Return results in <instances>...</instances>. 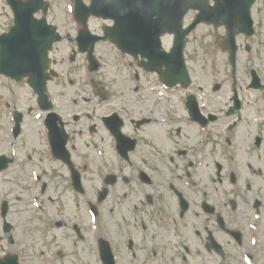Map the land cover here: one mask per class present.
<instances>
[{
    "label": "flooded vegetation",
    "instance_id": "af4514ba",
    "mask_svg": "<svg viewBox=\"0 0 264 264\" xmlns=\"http://www.w3.org/2000/svg\"><path fill=\"white\" fill-rule=\"evenodd\" d=\"M131 1L0 0L9 21L41 19L40 39L55 40L46 97L0 73V264H264V0L234 44L225 18L192 26L199 10L186 12L189 79L175 57L162 79L142 66L148 28L115 14ZM200 49L228 73L197 77Z\"/></svg>",
    "mask_w": 264,
    "mask_h": 264
},
{
    "label": "water",
    "instance_id": "95a60500",
    "mask_svg": "<svg viewBox=\"0 0 264 264\" xmlns=\"http://www.w3.org/2000/svg\"><path fill=\"white\" fill-rule=\"evenodd\" d=\"M187 1H189V2L187 3ZM207 1L208 0H176V2H174V4H172V5H164V4L161 5V2H163V0H134V1H132V4H134V6L130 10L131 16H129L127 14L130 12H128V10H126V16L125 17L123 16L122 17L123 19H121L120 17H118V18H119V20H123V21H129V19H132L131 22L134 26H139V28L140 27L148 28L149 33H154L152 38L156 39L155 44H156L158 50H160V39H158L160 33L164 32V30H166L168 27L170 30V27H171V25H168V27H166V25L163 24L165 21L159 17V13H160V15L170 16V17L172 15L178 16V18H176V24H174L175 31H177V32L181 29V24H182V20L184 18V14L187 12V10L190 7H196L198 9H200V11H201V13L199 14L200 16L195 23L202 22V21H208V22H213L216 25H219V21L221 19L225 18V21L227 22V24L230 27H232L233 25H230L229 22L231 20H233V18H235V16L239 17L242 22H245L246 18L250 22L249 10H250V6H251L253 0H226L224 2L225 5L227 4L226 2L229 3V4H227L228 5L227 8H224L222 6L223 5L222 0H216V2L218 3V6H216L214 8V10H211V11L206 10L205 4L208 7ZM234 1L239 2V4H237V3L235 4ZM243 3L245 5H243ZM232 4L234 6H231ZM159 10H160V12H159ZM123 14H124V12H123ZM13 31L11 33V35H13V37H19V36L23 35V33L21 31H19V32L16 31V32H14V34H13ZM188 31L189 30H186V32H188ZM181 32H182L181 35L179 34L180 35L179 38L182 39L181 44L176 45L175 51H173L172 54H166L164 51L162 52L161 50L158 53L156 50L153 49L152 40L150 39L149 33H148V35H149L148 39H149V44L151 43L150 50H152V52H153L151 55V58H153V59L161 58L160 65H162V63H164V64H166V67H168V70L172 71L174 68L172 59H174V57H175L176 60L180 61V64H178V68L180 69V71H182L181 78L182 79H184V78L188 79L189 73L186 70L185 60H183V46H184L185 41H186V38H185L186 32H183V31H181ZM229 34H230V36H232V39H233V37L235 38V36H234L235 31H232L231 28H230ZM138 42H141V41H138ZM138 42H136V43H138ZM123 43L125 46H127L128 43L131 44V42H123ZM6 45H8V43ZM10 45L13 48L7 49V52L12 51L16 54L17 57H15L13 59V63L15 65L18 63V65H17V67L16 66L12 67L13 70H11V69L7 70V72L10 75L11 74H17L18 71L21 72L22 74H24L25 72H27V73L37 72V70L33 69V67H30V65H29V56L26 54L27 49L25 48V46H23V48H21L20 51H18L17 42L12 43ZM22 45H24V44H22ZM39 53H40V50L38 51V54ZM34 55H35V52H34ZM40 56L41 55H39V57ZM154 67H155V69L158 68L156 66H154ZM157 70L160 71L159 69H157ZM34 78H35L36 82L39 80V78H41L40 79L41 82L43 84L46 83V77L43 76V69L41 70L40 74L34 75ZM34 84H37V83H34Z\"/></svg>",
    "mask_w": 264,
    "mask_h": 264
},
{
    "label": "rangeland",
    "instance_id": "374dc122",
    "mask_svg": "<svg viewBox=\"0 0 264 264\" xmlns=\"http://www.w3.org/2000/svg\"><path fill=\"white\" fill-rule=\"evenodd\" d=\"M3 20L5 19L4 16H2ZM6 23V22H5ZM205 33H208V29L207 27H201V30L199 31V35H204ZM196 34V33H195ZM212 40L211 37H208V41ZM198 42H196V40L194 39V42L191 43L190 46H194L196 45ZM224 55L222 53H219V55H217L216 59V67H217V71L213 72L210 69V65H211V60L208 59H203L204 55L201 52V49L199 51V55H198V60L195 64V68H196V76L200 77V78H204V75L206 77H212L214 79H218V78H222L223 76H225L228 73V68L227 65L224 63ZM104 64V73L105 75H109L110 78H112L113 80H116L115 75H117V73L119 72L118 70L121 68V65H119V63H116L115 60L109 59L106 60L105 62H103ZM241 69V74L244 75L245 71H246V64H241L240 66ZM18 89L20 90V92L25 95L27 91H31L30 89L27 88L26 85L21 84ZM16 93H18V91H16ZM120 191V189H118V192ZM110 201V199H109Z\"/></svg>",
    "mask_w": 264,
    "mask_h": 264
}]
</instances>
